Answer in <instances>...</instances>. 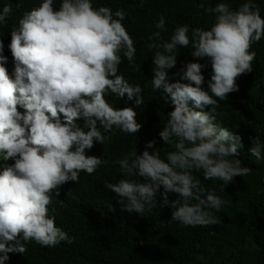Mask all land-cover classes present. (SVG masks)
<instances>
[{
  "label": "clouds",
  "instance_id": "9594fccd",
  "mask_svg": "<svg viewBox=\"0 0 264 264\" xmlns=\"http://www.w3.org/2000/svg\"><path fill=\"white\" fill-rule=\"evenodd\" d=\"M110 2L36 0L19 16L10 4L0 8V264H47L51 251L60 258L65 242L74 239L66 227L71 218L105 192L118 194L121 204H113L115 209L144 214L163 186L165 204L170 191L181 194L170 201L172 221L217 224L213 210L228 201L204 187L194 172L223 181L222 187L252 172L238 158L241 135L216 123L215 114L219 100L238 90L236 77L252 70L251 45L264 37L256 0L235 9L219 0L205 9L215 14L207 29L185 23L171 31L160 15L148 37L153 54L143 56L139 70L149 77L153 63L152 88L171 96L175 107L159 136L174 148L162 157L156 142L148 140L141 154L135 146L116 158L105 145L110 135L137 133L142 124L133 106L116 107L107 97L127 94L140 105L144 96L138 95L141 85H132L122 71L123 57L135 65L137 53L123 23L127 13ZM149 2L141 0L145 12ZM178 45L210 59L207 89L201 86L206 65L199 61L187 62L181 79L168 78ZM206 105L211 109L205 111ZM81 116L85 127L77 123ZM249 151L264 161L258 135ZM119 169L124 175L111 180ZM39 249L51 250L39 255Z\"/></svg>",
  "mask_w": 264,
  "mask_h": 264
},
{
  "label": "trees",
  "instance_id": "16d2710c",
  "mask_svg": "<svg viewBox=\"0 0 264 264\" xmlns=\"http://www.w3.org/2000/svg\"><path fill=\"white\" fill-rule=\"evenodd\" d=\"M35 1L0 0V8L10 4L12 14L19 16ZM149 1L151 5L146 10L149 13L141 6V0H111L109 3L112 8H123L127 13L123 23L133 36L137 53L135 65L128 64L127 57H123L122 71L125 70L132 85H141L142 91L138 95L144 96L140 105L135 104V97L129 99L127 94L124 97H115L114 94L107 97L116 107L133 106L137 120L142 124L137 133L118 130L110 135L105 145L115 158L130 152L135 146L137 154H141L148 140L156 142L155 148L159 149L162 157L167 151L173 150L174 142L168 144L159 133L175 105L163 88H152L153 63L148 68L149 77L139 70L143 56L153 54L147 47L148 37L156 30L155 22L161 14L165 16L166 27L171 31L178 24L185 23L190 25V29L198 26L207 29L214 23L215 14L205 9L219 2ZM96 2L102 3V0ZM227 2L235 9L244 0ZM256 2L264 15V0ZM201 3H204V8L200 7ZM140 12L145 13L138 16ZM131 16L135 19H129ZM177 47V64L167 70L168 78L173 82L181 79L185 64L199 61L206 65L201 69L205 77L201 86L207 89L213 71L210 59L193 56L190 46ZM252 50L256 53L252 70L236 77L239 88L228 93L226 100L217 98L219 103L215 114L216 123L241 135L243 146L238 149V158L244 165L251 167L252 172L247 176H235L232 182L223 187V181L205 179L202 171L194 172L204 187L215 190L228 201L222 209L213 210L219 222L214 225L185 226L172 221L173 206L170 201L180 198L181 194L170 191L169 203L165 204L163 186L156 194L157 203L152 208H146L144 214L124 208L120 211L115 209L113 204H121L118 194L105 192L103 198L91 197L82 213L71 218V223L66 227L74 239L72 243L65 242L60 258H56L54 251L49 252L51 249L38 250L39 255L49 252L47 264H264V161L257 162L249 151L254 137L258 135L264 141V37L252 43ZM189 103L191 105V101ZM211 107L206 105L204 110L208 111ZM85 119L81 116L77 123L85 127ZM148 150L151 152L155 149ZM122 174L119 169L110 175V179ZM139 180L143 182L145 178L140 177ZM202 195L206 196L207 193Z\"/></svg>",
  "mask_w": 264,
  "mask_h": 264
}]
</instances>
